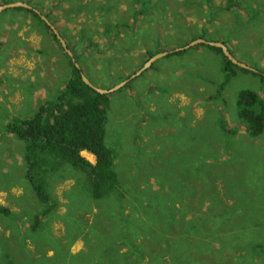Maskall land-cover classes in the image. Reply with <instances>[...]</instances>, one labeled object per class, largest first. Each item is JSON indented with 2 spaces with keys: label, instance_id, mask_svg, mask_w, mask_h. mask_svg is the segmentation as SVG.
<instances>
[{
  "label": "rangeland",
  "instance_id": "374dc122",
  "mask_svg": "<svg viewBox=\"0 0 264 264\" xmlns=\"http://www.w3.org/2000/svg\"><path fill=\"white\" fill-rule=\"evenodd\" d=\"M6 1L30 2L57 26L101 88L198 38L264 71V0H152L138 16L139 0ZM55 35L32 11L0 13V206L11 210L0 214V264H264V132H246L236 102L243 88L264 99V81L237 69L208 99L224 78L207 43L157 59L110 93L106 141L120 193L93 199L86 175L66 164L50 177L53 212L31 230L44 205L26 178L25 142L3 126L33 115L69 78ZM196 249L206 251L202 263Z\"/></svg>",
  "mask_w": 264,
  "mask_h": 264
},
{
  "label": "trees",
  "instance_id": "16d2710c",
  "mask_svg": "<svg viewBox=\"0 0 264 264\" xmlns=\"http://www.w3.org/2000/svg\"><path fill=\"white\" fill-rule=\"evenodd\" d=\"M151 2L152 0H139L141 9L135 15L145 13L144 11L149 8ZM228 2L230 6L242 8V4L238 0H228ZM28 4L31 7L21 6L20 8L32 11L39 21L49 26L31 3L28 2ZM207 45L221 56L220 70L224 78L220 89L208 99L217 98L237 69L252 73L264 81L263 70L254 67H252L253 69L241 67L229 59L222 48ZM60 46L69 58L72 68L64 86L52 98L39 103L33 115L15 117L3 126V132L13 133L25 142L26 178L37 199L44 205L43 211L33 216L32 231H36L43 225L45 215L53 212L55 203L52 201L49 191L50 177L59 172L66 164L86 175L87 188L93 199L98 200L120 193L121 181L115 169V151L106 141L111 106L110 93H101L85 83L82 75H88L79 62L80 55H74L80 65L77 66L63 45L60 44ZM88 48L87 46L84 50H88ZM176 49L169 50L171 52L168 55H182L188 48ZM70 50L73 53L71 48ZM88 79L97 86L92 79ZM236 102L239 117L246 132L252 137L261 135L264 132V99L255 90L243 88L239 90ZM223 129L229 133L235 132L232 128L229 129L226 124L223 125ZM85 150L95 155V163L81 154ZM0 214L8 216L11 214V210L6 206H0ZM205 258L206 251L196 249L194 260L197 263H202ZM149 263L159 264V261L156 257H152Z\"/></svg>",
  "mask_w": 264,
  "mask_h": 264
},
{
  "label": "water",
  "instance_id": "95a60500",
  "mask_svg": "<svg viewBox=\"0 0 264 264\" xmlns=\"http://www.w3.org/2000/svg\"><path fill=\"white\" fill-rule=\"evenodd\" d=\"M31 7L28 3H23V2H12V3H4L2 5H0V13L8 8H13V7ZM43 18L47 21V23L49 25H51V27L54 29L55 33L57 34L58 38L61 39V42H62V45L65 49V51L72 57L73 59V62H75V64L77 66H80L79 63L77 62L76 58L74 57L72 51L69 49V47L67 46V44L65 43V41L61 38L60 34L58 33V31L53 27V25L51 24V22L45 17L43 16ZM199 43H207L209 45H213V46H216V47H220L222 48L224 54L229 58L231 59L235 64H238L244 68H249V69H253L252 67H250L249 65L245 64L244 62L240 61L239 59L235 58L233 53L231 52L230 48L222 41H209V40H206V39H203V38H198V39H195L193 40L192 42H190L189 44L187 45H184L180 48H177L176 50H180V49H187V48H190L194 45H197ZM172 51V50H171ZM171 51H162V52H159L158 54L154 55L153 57H151L146 63L145 65L139 69L135 74L131 75L129 78L125 79L124 81H122L121 83H119L118 85L110 88V89H106V88H100V87H97L95 85L92 84V82L88 79V77L83 74L82 75V78H83V81L85 83H87L88 85L94 87L97 91L101 92V93H111L121 87H123L124 85H126L132 78L140 75L144 70H146L147 68H149L150 66L153 65V63L163 57V56H166L169 54V52Z\"/></svg>",
  "mask_w": 264,
  "mask_h": 264
},
{
  "label": "crops",
  "instance_id": "0c3cea01",
  "mask_svg": "<svg viewBox=\"0 0 264 264\" xmlns=\"http://www.w3.org/2000/svg\"><path fill=\"white\" fill-rule=\"evenodd\" d=\"M241 4H242V7L244 6V5H247L246 4V2L244 1V2H241V1H239ZM262 0H256V2L255 1H251V2H247V3H251V5L253 4V5H258V6H260L261 4H262ZM184 46V45H183ZM181 47V46H180ZM154 64V63H153ZM154 67V66H153ZM251 67V66H250ZM139 76V75H138ZM137 77V76H136ZM135 78V77H134ZM133 79V78H132ZM131 79V80H132ZM244 126V125H243ZM245 128V127H244ZM86 151V150H85Z\"/></svg>",
  "mask_w": 264,
  "mask_h": 264
}]
</instances>
